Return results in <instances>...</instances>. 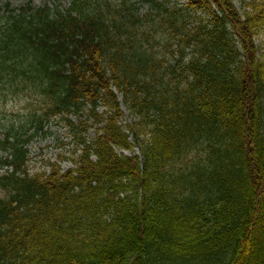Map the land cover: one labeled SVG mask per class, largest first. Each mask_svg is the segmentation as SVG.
<instances>
[{"label": "trees", "instance_id": "16d2710c", "mask_svg": "<svg viewBox=\"0 0 264 264\" xmlns=\"http://www.w3.org/2000/svg\"><path fill=\"white\" fill-rule=\"evenodd\" d=\"M148 1L145 17L111 0L27 5L0 27V85L41 94L34 128L61 116L79 146L72 167L31 174L33 134L5 133L0 264H264V0ZM165 32L180 70L154 55ZM114 90L146 131L139 154Z\"/></svg>", "mask_w": 264, "mask_h": 264}, {"label": "rangeland", "instance_id": "374dc122", "mask_svg": "<svg viewBox=\"0 0 264 264\" xmlns=\"http://www.w3.org/2000/svg\"><path fill=\"white\" fill-rule=\"evenodd\" d=\"M135 3L137 8L136 12L139 16L145 17L149 13H153V9L150 7V3L145 0H129ZM160 1V0H158ZM250 0H233L235 6L239 11H242L247 2ZM30 3L32 6L48 5L52 9L55 6L65 8L68 6L67 0H0V6L3 4H9L10 8H19L20 6ZM120 3V0H117ZM186 0H169V6H177L180 8L181 14H185L184 5ZM152 4V3H151ZM153 5V4H152ZM150 16L146 19H141L139 25L143 28H147L149 24ZM193 26V21H189L188 27ZM168 40L169 44L165 43ZM254 43L257 49L258 55H264V27L254 37ZM182 46L177 42V39L173 36H167L165 32L162 39L156 37V43H154L153 52L158 58L163 60L164 65H175L177 70H180L182 66L179 65L180 52ZM185 52L189 53L190 49H185ZM28 91H17L12 82H5L0 86V174H4L6 170H11V167H7L2 164L1 160L9 155V150L5 149L1 145V141L4 139V135L9 131V127L18 129L20 125L27 123L29 117L35 112L39 113L40 109L38 105L41 101H36V95L34 100L26 95ZM115 96L121 102L123 115L120 118L121 124L126 130L130 132V138L132 134L138 133L139 140L137 147L133 150L139 154V148L143 140L146 138V131L144 126L139 123V117L131 113L125 105L122 103V96L114 91ZM32 102V103H31ZM104 108L98 107V113H102ZM85 111L80 114H71L69 119L77 124L79 120L85 119ZM86 136L88 139H92L95 136L97 125L94 124L91 118L86 119ZM28 129L29 128H25ZM79 130V128H78ZM28 133L32 134L33 130H29ZM78 144L73 138L69 127L66 125L65 120L59 117H53L50 119L46 126L45 134L37 133L30 139L27 144L28 150V170L31 174L46 172L49 173L51 164H56L62 171L69 167H72L73 158L77 156ZM133 150H124V153H133ZM6 190L0 187V197H3Z\"/></svg>", "mask_w": 264, "mask_h": 264}]
</instances>
